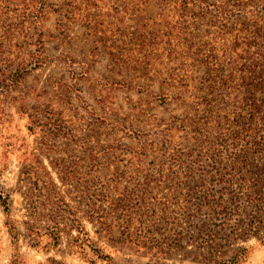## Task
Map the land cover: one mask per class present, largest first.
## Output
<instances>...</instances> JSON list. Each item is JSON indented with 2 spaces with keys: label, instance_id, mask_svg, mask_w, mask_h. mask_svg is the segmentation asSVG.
<instances>
[{
  "label": "rangeland",
  "instance_id": "374dc122",
  "mask_svg": "<svg viewBox=\"0 0 264 264\" xmlns=\"http://www.w3.org/2000/svg\"><path fill=\"white\" fill-rule=\"evenodd\" d=\"M28 166L108 258L65 232L31 243ZM0 167V264H231L239 247L264 264V0H0ZM86 186L103 225L75 202ZM137 220L161 248L132 240Z\"/></svg>",
  "mask_w": 264,
  "mask_h": 264
},
{
  "label": "trees",
  "instance_id": "16d2710c",
  "mask_svg": "<svg viewBox=\"0 0 264 264\" xmlns=\"http://www.w3.org/2000/svg\"><path fill=\"white\" fill-rule=\"evenodd\" d=\"M219 70L221 71V68H219ZM1 171L2 167H0V175L2 173ZM22 175L23 181L26 183V189L21 190V193L24 198L28 200L27 216L29 217V220L25 222V229L31 235V243L33 245L39 246L41 244L43 235H46L48 240L42 246L46 249L53 247L59 243L61 233L65 232L66 234L70 235L68 246L71 247V249L73 248L74 251L85 253V248L88 247L91 251H94L98 257L102 259L108 258L106 254H102L100 250H97L93 247V244L88 237L87 231L85 230L79 217L76 215V209H74L72 206H69L63 199H61L58 192L55 190V185L53 183H51V186L48 188L44 183L43 175L34 166H28V168L22 170ZM44 175L47 177V172H44ZM58 175L63 185H73L71 182L73 176L70 171L62 172L59 170ZM77 190L80 193L78 196L76 195L75 202L77 204L84 203L87 206V209L83 211L85 217L103 225L104 222L102 219L105 215L102 211H100L99 202H102L107 198L105 192L100 189V187L93 189L89 188V186H86L82 189L77 188ZM51 194H55L54 200L51 202L56 204V208L53 209L54 215L51 218L50 216L48 218L51 223L46 226H38L36 224L37 220H40L42 217L41 213L39 212V208L40 206L50 202L49 195ZM8 198V194L3 193V191L0 190V203L7 217L5 224H7L9 231L13 233V237L15 238V228L8 219L10 210ZM248 198H250V200L256 201L260 199L259 197L256 198L252 195H248ZM125 218L127 224H130L132 219L130 215L127 214ZM137 222L139 224H143L141 220H137ZM223 223L224 222H221L220 225ZM207 229L208 228L203 226V224L199 226V231L202 234V238L206 242L212 239V235H215L209 229ZM221 229H226V227L222 225ZM72 230L75 231L74 234H72ZM246 231H251V229L247 228ZM134 234L135 235L132 240L137 245H150L152 247L161 248L162 242L157 235V228L152 223L148 225L143 224L141 226H137V228H135ZM174 240L175 238L169 239L171 242ZM159 251H161V249ZM244 255L245 247H239L231 256L230 263L236 264Z\"/></svg>",
  "mask_w": 264,
  "mask_h": 264
}]
</instances>
